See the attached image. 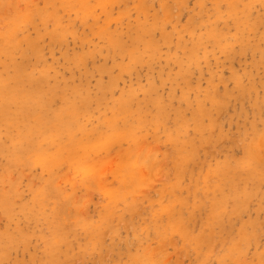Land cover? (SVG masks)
I'll return each mask as SVG.
<instances>
[{"label":"rangeland","instance_id":"rangeland-1","mask_svg":"<svg viewBox=\"0 0 264 264\" xmlns=\"http://www.w3.org/2000/svg\"><path fill=\"white\" fill-rule=\"evenodd\" d=\"M49 1L1 0L46 41L14 51L42 110L0 118V264H264V0H90L52 48Z\"/></svg>","mask_w":264,"mask_h":264},{"label":"bare ground","instance_id":"bare-ground-1","mask_svg":"<svg viewBox=\"0 0 264 264\" xmlns=\"http://www.w3.org/2000/svg\"><path fill=\"white\" fill-rule=\"evenodd\" d=\"M56 0H50L49 3H54ZM118 1H124V0H118ZM126 1V0H125ZM145 1V0H144ZM102 2V1H100ZM63 8L62 10H67L69 12V15L71 16L72 13L76 15V20H80V26L77 25V21L71 17L66 18L65 14L67 12L65 11H60V9H55L54 12L45 15V19L47 20L44 22V24L47 25V28L50 26L52 29L48 32V35L50 36V41L48 44H50L51 48L53 45L56 43H59L61 45H64L67 41V38H69V35H72L75 40H78V30L81 26H86L89 19L93 17V8H91L90 5V0H63ZM3 4L0 0V17L2 16V5ZM56 4V2H55ZM145 4H142L141 11L148 12L147 6H144ZM149 8V7H148ZM7 12H5L6 14ZM80 15V18L78 17ZM12 16V14L8 15V17ZM32 17V14L28 12L26 13H20L19 11H15V14L12 16V23L10 24L9 28L4 31L0 32V46H2L3 52L5 53V56L8 57V62L9 64L2 63L0 60V69L6 70L8 69L11 65L14 66L15 73L13 75H7L4 76L3 73L0 74V118H4L3 121H9L11 118H27L30 119L29 113L33 114L35 111L40 112L42 110V104L40 100V88L42 87L41 82H44L45 78H40V79H30L27 80L30 82L29 86L30 88L26 89L25 86L27 83L23 82L24 80L22 78V67L19 66L17 63V58H15V53L14 51L17 50V48L21 47L24 43L27 45V50L28 52H33V54L40 59L44 58V47H42V43L46 41L44 35L40 36L37 39H31L26 37L19 38L18 32L21 28H27L31 23L36 24V20L33 19L30 21ZM94 14V18H96ZM67 21V22H65ZM104 34H108L111 36H115L114 33L110 29V23L106 26V28L103 29ZM66 37V38H65ZM111 39V45L114 46L117 49L120 50H125V45L123 42L120 40V38L117 39ZM68 42V41H67ZM83 43H89L90 38L84 37L82 38ZM22 54H24L25 49H21ZM91 56H94L95 53H91ZM84 56H79L78 58H82ZM85 58L82 59V62H85ZM43 75V74H42ZM32 77V76H30ZM26 99H31L34 100L35 108L32 110V108H26V105L22 103L25 102ZM211 99L217 100L218 99V93H214L212 95ZM14 104L15 109H11V105ZM200 112H203V110H200ZM35 118L37 124L39 125L40 128H46L45 122L42 121V116L41 115H36ZM17 121V119H16ZM65 121V120H64ZM63 127H69V122H64ZM51 130H57L56 127H54ZM1 132V130H0ZM70 132V130H69ZM57 133H55L56 135ZM62 139H58V142ZM263 143H260L261 146H263ZM66 147V144H65ZM62 148L61 150L65 149ZM38 149V147L36 148ZM23 151V149H22ZM133 153V152H132ZM130 155H133V154ZM148 159H152V157L149 154H145L143 156ZM259 159L261 158L259 155L257 156ZM143 163L152 166V163L148 162L147 160L142 161ZM133 168H137L136 171H132L130 174L131 178V183L133 185H136L140 180V184L137 185L136 187L138 188L141 186L144 182V175L138 170V162H136L133 165ZM132 168V169H133ZM153 170V169H152ZM98 174H101V171L98 170ZM141 176V177H138ZM130 180V179H129ZM128 179H124L123 181L127 182L129 181ZM186 233V236L189 237V233ZM200 240H203L199 238ZM158 257H156L157 259ZM165 256L163 257L165 261ZM153 259V258H152ZM155 259V258H154ZM154 262H158V260H154ZM159 259V258H158ZM167 259V258H166ZM161 260V259H160ZM159 260V261H160ZM163 260L162 262L160 261L159 263L162 264H167ZM168 263L170 261L167 259ZM166 261V262H167ZM171 264V263H170Z\"/></svg>","mask_w":264,"mask_h":264}]
</instances>
